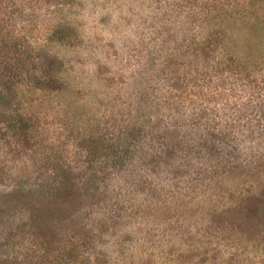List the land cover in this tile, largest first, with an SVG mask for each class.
Listing matches in <instances>:
<instances>
[{
  "label": "rangeland",
  "instance_id": "374dc122",
  "mask_svg": "<svg viewBox=\"0 0 264 264\" xmlns=\"http://www.w3.org/2000/svg\"><path fill=\"white\" fill-rule=\"evenodd\" d=\"M0 40L35 68L0 102V264H264V0H0Z\"/></svg>",
  "mask_w": 264,
  "mask_h": 264
},
{
  "label": "trees",
  "instance_id": "16d2710c",
  "mask_svg": "<svg viewBox=\"0 0 264 264\" xmlns=\"http://www.w3.org/2000/svg\"><path fill=\"white\" fill-rule=\"evenodd\" d=\"M251 31V29H249ZM252 33V31H251ZM26 54L22 51L17 50L16 48L8 45L6 43L3 44L0 40V71L3 72V76L0 75V102L4 99L5 93L7 92L8 88H10V85L14 80H18L19 75L22 72H27L28 75L33 74L32 72L35 71V68L32 65V58L31 56L26 57ZM10 58L13 59L14 63L16 65H12L10 62ZM51 67L43 68L42 71H48ZM54 68V67H53ZM15 69V70H14ZM46 77V76H45ZM47 83H50V85L54 84V81L51 79V77H46ZM25 121L22 119H18L14 122V124H10V130L16 132V130L19 131L23 128L24 131H26ZM25 126V127H24ZM28 132V131H26ZM15 133H13V136ZM182 147V146H181ZM169 150L166 152V155L162 157V159L159 162V164L166 165L171 168V159L173 158V154H175V146H172L170 144ZM169 170V169H168ZM53 175L55 178L59 179V183L57 184V187L59 188L58 191L63 192V194H69L72 189L73 185L70 182L69 174H67L66 171H60V172H54ZM18 198V197H16ZM20 198V196H19ZM14 205V206H13ZM22 204H19L15 202V204H12V210L16 208H20Z\"/></svg>",
  "mask_w": 264,
  "mask_h": 264
}]
</instances>
